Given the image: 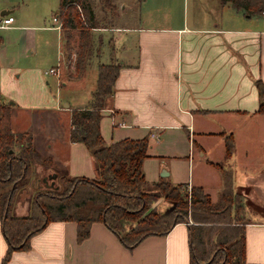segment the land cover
<instances>
[{"label": "crops", "instance_id": "crops-1", "mask_svg": "<svg viewBox=\"0 0 264 264\" xmlns=\"http://www.w3.org/2000/svg\"><path fill=\"white\" fill-rule=\"evenodd\" d=\"M131 2L124 1L122 9L136 3L137 23L115 26L126 30L113 34L112 46L102 53L104 60L99 56L88 84V63L59 78L64 39L58 17L49 24L27 22L22 12L14 16L9 13L12 9L3 8V14L13 16L5 27L17 34V43L9 52L11 59L0 62L3 99L14 111L60 105L68 112L72 107H86L98 64L117 58L118 74L100 121L106 143L148 135L141 167L149 182L168 180L183 183L187 189L200 186L216 202L224 183L222 169H229L235 192L245 200H264V112L257 109L255 85L256 78L264 81V13L239 12L226 20L218 15L216 6L213 11L204 7L201 14H189L178 0ZM250 16L263 22L243 20ZM38 33L49 49L41 60L40 55L31 58L40 43ZM4 46L2 41L0 48ZM25 57L30 62L20 65ZM49 67L57 68L59 75L46 73ZM74 79L79 82L73 83ZM83 87L86 96L79 98L73 89ZM226 134L233 139L229 155H225ZM47 137L45 149L63 167L62 172L98 177L90 150L81 141H70L66 128ZM20 203L16 202L14 212H29ZM174 204L161 196L153 202L160 214L169 212ZM190 222L191 218L178 221L166 233L146 235L127 247L103 221H92L88 235L78 240L74 220H49L30 236L27 248L11 251L6 264H189ZM6 247L0 222V263ZM245 260L264 264V216L251 217L245 223Z\"/></svg>", "mask_w": 264, "mask_h": 264}, {"label": "trees", "instance_id": "trees-1", "mask_svg": "<svg viewBox=\"0 0 264 264\" xmlns=\"http://www.w3.org/2000/svg\"><path fill=\"white\" fill-rule=\"evenodd\" d=\"M220 2H229L251 15L264 13V0ZM103 4L109 8L114 6L111 0H103ZM56 16L60 20L66 56L74 52L73 68L79 71L92 53L91 29L100 26L92 0H59ZM2 41L0 33V44ZM119 66L117 59L100 62L89 105L72 107L67 112V138L83 142L90 150L98 166V177L58 171L55 178L59 179V186H48L45 190L35 188L29 199L30 211L24 214L15 213L13 207L20 190L31 182L32 178L29 181L27 178L33 164L53 159L49 155L42 156L26 130H14L12 104L4 101L0 94V222L7 242L0 264L7 263L12 250L27 248L30 236L49 220H74L78 240L88 235L92 221L100 220L123 245L132 247L144 236L164 234L174 223L188 218L192 219L189 264H261L245 260L248 220L241 216L245 207L243 195L233 189L229 169H222L221 194L212 202L200 186L187 189L183 183L146 180L141 165L147 155L148 135L105 142L100 121L113 92ZM255 85L259 96L257 109L264 112V81L256 78ZM224 139L225 155H229L233 148L232 135L226 134ZM80 186L92 198L91 202L73 198ZM159 196L173 200V209L158 213L153 202ZM44 198L47 201L42 202Z\"/></svg>", "mask_w": 264, "mask_h": 264}, {"label": "rangeland", "instance_id": "rangeland-1", "mask_svg": "<svg viewBox=\"0 0 264 264\" xmlns=\"http://www.w3.org/2000/svg\"><path fill=\"white\" fill-rule=\"evenodd\" d=\"M124 1L131 2V0H111L114 6H112V8H109L108 6H105L103 4V0H92V5L98 17L100 26L91 29L93 45H92L91 56L86 62L88 63V67L86 68L88 73L87 84L94 77L93 72L95 70V63L97 60H99V56L101 55L102 56L101 59L104 60L105 56L102 55V53L106 52L112 46L111 40L113 34L123 33L126 30V29H116L115 26H130L137 23L139 12L136 3L131 4V6L128 8L122 9V3ZM163 4H165V2H163L162 5ZM178 5L179 7L181 6L185 11L187 9L189 14L192 12L201 14L202 9L204 7L213 11L212 7L216 6V10L217 12H219L218 15H220L221 17H226V20H228L231 14L238 15L239 12L245 15L248 14L247 12H243L242 10L235 8L229 2L221 3L220 1L215 2V0H178ZM164 7H166V5H164ZM3 8L12 9L9 13L13 14L14 16H17L18 14H21L19 12H22V14L24 15V21L27 22L30 21L35 23L44 22L46 24H49V23H53V16H56L55 13L57 12V8H58V0H0V11ZM214 14L216 13L214 12ZM243 20H247V22L250 21L258 22V23L263 22L262 19L260 18L256 19L255 17H251V16L248 18L243 17ZM43 32L41 34H43ZM0 33L2 34L3 41L5 42V46L3 48H0L1 50L0 62L7 63L11 59V54L9 53L10 48L13 45H16L17 43V34L13 28L5 27V26L0 27ZM41 34L37 35L38 36L37 41L40 43L37 47L35 55L31 56V58L33 59L37 58L39 55H40V60L41 58H45L48 56L49 49L47 46L45 47V44L42 42ZM6 50H8V52L4 53L6 52ZM30 60H31L30 57H25L24 61L20 63V65H26L28 62H30ZM74 60H75L74 52H71L70 57H67L66 52L64 50L63 60L60 69V76H59L60 79H62L64 75L66 77V73L70 74L72 72H75L73 68ZM74 81L79 82L78 79H74L73 83ZM65 87L63 88V91L66 89ZM86 87L78 88L77 90L73 89L74 93L76 91V94L79 98H84L87 93ZM52 89H53L52 96L57 95V90H54V87ZM64 111H66L65 108L61 107L60 105L58 108L55 107L51 109L50 108L37 109V110H32L31 112L25 109H18L16 111L12 109L11 110V118L13 121L12 126L14 130H26V132L32 137L34 146L35 145L37 146L42 156L44 157V155H49L45 149L46 144H44L47 141L48 134H51L52 132L60 133L66 128L68 117H67V112ZM38 137L41 140L37 139ZM61 170H63V167L58 165L53 160H51V162L45 160L44 163L40 161V163L38 162L35 165L33 164L31 174L27 178V181H29L32 178L31 181H33V185H30V188H27L26 186V188L20 190L19 195L15 199L14 205L19 200L21 202L20 204H22L23 206L25 205L28 206V211H30L29 199L32 193H34L35 188H44L43 190H45V188H48V186H50V181H51L50 178L47 177L45 180H43V177L47 176L48 173L58 172ZM52 184H53L52 185L53 188L59 186V179L55 178ZM82 187L74 194L73 198L77 201L85 199V201L91 202L92 198L88 196V194L84 191ZM161 197L164 198V196ZM212 200L214 201L215 199ZM242 200L244 201L245 204L244 214L242 215L240 213L242 218L249 220L251 219V217L258 218L264 216V200H260L259 198L254 199L251 197L246 198V200L242 198ZM45 201L47 200L44 198L42 202ZM14 210L15 208L13 207V211ZM19 214H21V212Z\"/></svg>", "mask_w": 264, "mask_h": 264}, {"label": "built area", "instance_id": "built-area-1", "mask_svg": "<svg viewBox=\"0 0 264 264\" xmlns=\"http://www.w3.org/2000/svg\"><path fill=\"white\" fill-rule=\"evenodd\" d=\"M53 18L56 20L57 16H53ZM13 19L12 15H5L2 16V18L0 19V26H6L8 22H10ZM60 24V22H59ZM46 73H52L55 74L56 76L59 75V71L57 68L55 67H49L47 70H45Z\"/></svg>", "mask_w": 264, "mask_h": 264}, {"label": "water", "instance_id": "water-1", "mask_svg": "<svg viewBox=\"0 0 264 264\" xmlns=\"http://www.w3.org/2000/svg\"><path fill=\"white\" fill-rule=\"evenodd\" d=\"M0 14H3V11H0ZM56 175H57V172L48 173L47 176H44L43 177V180H45L47 177L50 178V180H51L50 181V186H52L53 185L52 183H53ZM30 185H33V181L30 182V184L27 186V188H30Z\"/></svg>", "mask_w": 264, "mask_h": 264}]
</instances>
